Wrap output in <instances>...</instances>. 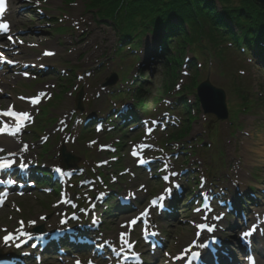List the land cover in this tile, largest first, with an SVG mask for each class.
<instances>
[{
  "label": "rangeland",
  "instance_id": "rangeland-1",
  "mask_svg": "<svg viewBox=\"0 0 264 264\" xmlns=\"http://www.w3.org/2000/svg\"><path fill=\"white\" fill-rule=\"evenodd\" d=\"M20 1L21 0H14L11 7V11H13V13L10 17L17 33L21 31H27V38H22V43L24 46L16 47L17 51L15 55H17L19 58L18 60H25L28 63H33L34 61L40 60L41 65L45 63L49 65L51 69L50 72L52 73L50 75H57L61 72H66L65 77H67V73H71L72 71H74L76 76L82 75L86 71L92 74L90 78L85 77V81H77L76 78L75 83L80 85V89L75 87V89L72 91L75 93L74 95L70 94L65 96V98L63 97V101L65 100V108L56 115L53 113L58 109L54 108L55 111H50V117L54 118L53 116H57V119H61L63 115L69 114V116H72L74 113L73 107L75 106L76 95L81 90H84L86 93L84 96L86 104L89 103V100H92L95 103L94 111H92V109H88V112H98L103 110V107L110 105V91L103 89L104 84L106 80L110 78L111 74L117 73L118 75H121L122 71L125 70H120L122 67H125L127 63V61H121L119 59H115L113 61L112 58H110L116 49V46L118 45V38L115 36V34L104 24L97 22L94 19V14L85 12V0H74V3L68 4L65 3L64 0H49L44 4L43 7H40L45 13V17L41 18L35 17V14L37 13L32 14V12L26 15V13L22 11L19 14L22 7H28V4L25 1L31 0H25L23 3ZM37 3L38 2H36V4ZM43 18L45 19L42 20ZM52 18L56 19L57 23L50 21ZM59 19L63 20L64 22H59ZM56 27L65 28L68 32L64 34L52 33ZM144 41L145 46L151 43V41L148 39H145ZM15 43L18 44L17 41ZM30 44H35V48H31ZM44 50L56 51L57 57L51 60H44L41 57V53ZM142 51L144 52V49H142ZM229 52L231 53L229 59L222 63H220L216 56L212 55V60L208 67L206 61L199 60L198 66L200 65L203 75L201 80L203 81L205 78H207L215 87L221 88L224 91H228V83L230 82L231 77L226 75L225 72L232 74L233 71L240 69V71L243 73H241L243 75L241 79L243 85L250 87L253 91L252 94L256 98H259L260 100L262 99L261 101L263 104L259 107H255L253 112L249 114L241 113L238 116V118L241 119L240 125L243 126L242 132L236 131L235 128H233L234 126L230 125L229 123H220L218 125L222 142L221 149L224 152V158H222L218 164L214 165L217 175H214L213 179H222L227 187L234 188L235 191V187H240V185L233 184L230 182V180L232 176H238V174L235 173V171H238L240 173L241 179L243 181L246 180V183L244 184H249V186L256 189L257 186L264 185V156L259 152V150H262L264 153V70L256 65L254 61L251 60L250 63L248 60L249 57H245L242 54L241 56L240 53L236 54L233 51ZM139 55H141L140 51ZM141 59V63L146 62L143 57ZM202 64L203 69L201 67ZM154 65L155 67H152ZM152 66L150 67H152L154 73L150 74V76H153V80L150 81L149 84H146V89H149L151 93L150 96H147L150 100L149 106L152 109V113L149 114V116H157L162 113L161 111L165 109L167 106L166 104L174 99L172 95L175 93V91H180L179 89H183L184 86L187 85L194 72H190V77H185L183 74H181V78L176 84L174 92L171 95L165 96L162 95L163 91L166 89V81L162 67L159 64V61H155ZM231 69L232 71L229 72L228 70ZM139 70L140 66L135 67L131 71L128 79L131 81L135 79L136 75L139 73ZM57 78L58 77L48 76L43 80L40 79L38 81H35L34 79L24 80L21 78L9 79L2 86L3 90H0V92L4 94L0 96V106L5 108L9 103L14 101L16 102V106L19 110H25V107L27 106L25 103L27 102L24 101L25 99H21V97L28 98L35 96L40 90H45L48 85L50 86L49 90L54 94H57L60 90V82ZM177 86H180L179 89ZM104 97L105 99L103 100ZM162 97V100H165L166 103L153 102L154 98L158 100ZM127 99L129 100L131 98ZM189 100L193 101V97ZM229 101H231V105H233V107L236 106L237 102L231 99H229ZM131 103H133V101H131ZM47 104L48 103H45L43 107H45ZM141 117H144L143 113H141ZM235 117L236 114L232 110L231 120L234 121ZM210 120L211 117L208 119L201 116L197 123L194 124V130L191 133L190 139H203L206 136L204 126L209 124ZM58 121L59 120H57V122ZM52 131L49 132V134L46 132V134L51 136V138L54 136ZM247 135L250 136L248 137ZM162 136L161 138H158L160 142L165 140V138H162ZM98 138L102 143H104L102 137ZM77 146L83 147L80 145ZM31 147L33 148V146ZM35 150L37 151V149ZM58 150L59 148L56 150L55 154H53V161L56 162L58 159L55 157H57L56 155ZM128 150L129 149H126L124 153H128ZM213 152H217L216 149H213ZM48 159L52 161V156ZM125 160L124 163H126ZM191 160L198 165H203V170H206L211 163L208 161V159L201 160L198 156H192ZM236 161H241V168H237L235 164ZM80 163L85 164L82 159H80ZM80 163L78 165L81 166ZM125 165L128 167L127 164ZM130 178L131 177L125 178V183L128 185V187H130L131 184V180H129ZM145 178H147V176ZM148 184L150 183L148 182ZM142 194L144 195L145 193ZM51 199L52 197L40 196L37 192H33V195H30V197L28 196L27 198L23 199H16L17 204L22 208L23 215H17V212L15 210H10V208H6V210L0 213V241L2 236L1 229L3 226H10L11 220L13 222L14 218L17 219L22 217L26 220L37 218L40 214L45 212L46 202L50 201L52 203ZM47 213H50V222H53V219L55 218L54 211L50 208V212ZM169 220L171 223L168 222V225L163 229L165 234H167V236L170 238L171 248L173 249V247L176 245H179V247L186 245L188 243V239L184 240L182 238V234H191L192 237L193 229L185 223L180 225L178 222H183L182 218L174 223L171 219ZM116 223L117 218L114 216H109L106 226L113 229L114 233H117L118 226L113 225ZM168 251H170V249H168ZM149 259H151L150 256ZM155 259L159 260V256H156ZM155 259L153 258L152 260ZM161 262L163 263L165 260L162 259V261L156 262L150 261L148 264H161Z\"/></svg>",
  "mask_w": 264,
  "mask_h": 264
},
{
  "label": "trees",
  "instance_id": "trees-1",
  "mask_svg": "<svg viewBox=\"0 0 264 264\" xmlns=\"http://www.w3.org/2000/svg\"><path fill=\"white\" fill-rule=\"evenodd\" d=\"M91 3L120 27L123 39L130 44L147 32H157L164 24L170 28V23L177 19L190 23L195 42L201 45L207 35L213 40L218 36L230 37L237 45L245 42L251 47L259 45V38L264 40V9L252 0H91ZM180 32L187 41L189 35L184 30ZM259 52L264 56V46H260Z\"/></svg>",
  "mask_w": 264,
  "mask_h": 264
},
{
  "label": "snow or ice",
  "instance_id": "snow-or-ice-1",
  "mask_svg": "<svg viewBox=\"0 0 264 264\" xmlns=\"http://www.w3.org/2000/svg\"><path fill=\"white\" fill-rule=\"evenodd\" d=\"M6 2L7 0H0V17H2L4 15V13L6 12ZM0 30H3V31H7L9 30V25L8 24H3L2 26H0ZM8 39H11V37L9 36ZM47 55H53V53H47ZM9 63L11 61H8ZM21 99H25L23 97H21ZM31 103L32 104H37L39 103V98H32L31 99ZM4 116H11V117H15L17 119H20V120H23L25 122H27L28 120L31 119L30 117V114L25 112V113H17L16 111H11V112H4L2 113ZM11 165L10 164H4V163H0V168H6V167H10ZM57 171H60L59 169H57ZM167 179V177H166ZM177 187H179V185H177ZM169 193H171V188H169L167 190ZM163 199V197H162ZM23 223V222H21ZM139 223L138 221L136 220H132V221H129V225L135 227V225ZM128 225H125V227H127ZM251 234V231L249 233H245V235H250ZM123 235H126V234H122ZM4 243L7 245L8 243H10L12 240L15 239V236L14 235H7L5 236L4 238ZM77 264H80V262L78 261ZM252 264H255V261L253 260L252 261Z\"/></svg>",
  "mask_w": 264,
  "mask_h": 264
},
{
  "label": "water",
  "instance_id": "water-1",
  "mask_svg": "<svg viewBox=\"0 0 264 264\" xmlns=\"http://www.w3.org/2000/svg\"><path fill=\"white\" fill-rule=\"evenodd\" d=\"M254 2H256V3H258V4H260L261 6H263L264 7V0H253ZM210 89V85L208 84V83H206L205 85H203L202 87H201V92H200V96H201V99H202V101L207 105V104H211V105H213V107L215 108L216 106H215V103L213 104V100H212V98H214V95L212 96V97H209V96H207V94H206V90H209ZM212 89V88H211ZM219 106H221V110H219L220 111V118L221 119H225V118H227V113H226V111H225V109H224V106H222V105H219Z\"/></svg>",
  "mask_w": 264,
  "mask_h": 264
},
{
  "label": "bare ground",
  "instance_id": "bare-ground-1",
  "mask_svg": "<svg viewBox=\"0 0 264 264\" xmlns=\"http://www.w3.org/2000/svg\"><path fill=\"white\" fill-rule=\"evenodd\" d=\"M0 143L2 144L3 147L12 146L14 144L11 139H9V138H7L5 136H1L0 137ZM259 152L262 153L263 151L262 150H259ZM263 202H264V200H263ZM183 237H184V240L185 239L186 240L188 239V235H184ZM94 254L97 255V256H99L98 252H94ZM227 264H229V263H227ZM260 264H263V263L261 262Z\"/></svg>",
  "mask_w": 264,
  "mask_h": 264
}]
</instances>
